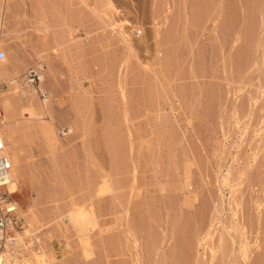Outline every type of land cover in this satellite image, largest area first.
Returning a JSON list of instances; mask_svg holds the SVG:
<instances>
[{
  "label": "rangeland",
  "instance_id": "obj_1",
  "mask_svg": "<svg viewBox=\"0 0 264 264\" xmlns=\"http://www.w3.org/2000/svg\"><path fill=\"white\" fill-rule=\"evenodd\" d=\"M21 1L5 14L2 41L25 71L43 46L53 95L52 119L20 137L26 177L9 194L21 226L9 235L37 231L12 264H133L135 252L143 264H182L195 233L205 240L187 264H258L264 0H114L117 20L134 24L133 50L107 0H51L41 26L22 23ZM79 207L96 216L84 231L67 216ZM127 221L143 225L138 244Z\"/></svg>",
  "mask_w": 264,
  "mask_h": 264
},
{
  "label": "bare ground",
  "instance_id": "obj_2",
  "mask_svg": "<svg viewBox=\"0 0 264 264\" xmlns=\"http://www.w3.org/2000/svg\"><path fill=\"white\" fill-rule=\"evenodd\" d=\"M12 1L13 0H2V6L0 7V49L4 51V57L0 60V82H2V81L6 82V85L5 86L3 85L0 89V158L1 157L6 158V160H8L10 163L9 177H8L7 185H5L6 186L5 189L7 188L8 196L11 198L12 202L15 204L16 212H17L18 202L13 198V194H11V195L9 194V189L11 187L12 181L17 182V183H19V182L22 183L25 181V177H26V170H25V167L23 165V162H22L23 159L21 156L22 155V148H21L20 137L22 134H25V133L29 134L30 133L29 131L32 130V128L34 127L36 122H37V126L40 128L39 125L46 121V120H44L45 118L52 119V115L49 116L51 114V112L49 111L50 110L49 107H50V103L52 104L51 97L53 95V90L48 89V87H51V84H52V81H51L52 78L49 76L52 75V72H53V63H52L51 59H48L47 55L44 53L45 50H42V48H41L42 45H39L38 48L34 46L35 48H37L36 52H35V56H36L35 66L36 67L35 66L29 67L26 71L24 70V68L21 70L23 65L21 67V65H19L18 63L21 64V62L23 61V58L18 61L17 57H16L17 55H15L17 52H14V50L12 51L10 42L4 43L2 41L4 31H5V14L8 12L10 13L11 9L9 6L12 4ZM81 1L84 2L85 4H87V0H81ZM107 1L108 2H106L107 3L106 5L112 9L111 15H108L109 21L113 22L111 25L112 26L119 25L122 28L123 34H124L123 36H125L124 39H126L127 42L129 41L128 45L130 44V47L132 48L133 46L131 45V43L133 42V38H134V33H133L134 24H133V22L131 20H129L128 18L127 19L123 18L125 20L120 19L121 21H118L115 16L118 14L117 12L120 11L119 8L115 4L114 0H107ZM17 2H18V0H17ZM21 2L23 3L22 4L23 7H22V11H21L22 23L32 24L33 22H36V26H38L37 23L40 24V26H41L45 22H48V17L50 18V15H51L50 13L53 12L52 10L54 8L51 0H37L35 4L33 3L34 7L32 6L31 3H28V0H22ZM34 9H37V12L38 11L40 12L39 16H36V15L34 16ZM92 10L95 13V8H92ZM97 15H99V14H97ZM126 27H128V29H126ZM49 29H50V27H49ZM50 32H51V30L49 31V33ZM137 32H138V34H140L142 31L138 30ZM85 34H86V37L83 38V42L86 43L89 41L90 37L93 35V32L92 31H86ZM119 34H121V32ZM24 38H27V37L24 36ZM78 38H79V36H78ZM27 41H28V38H27V40H22V49H25L24 47H26ZM81 42H82V37H81ZM44 44L46 47H47V45H49V44L46 45V43H44ZM46 47H44V48H46ZM133 49H135V48L133 47L132 50ZM26 54H28V53H26ZM29 64H30V62H29ZM30 69H34L36 71V73L39 75V81L36 85H34V84L32 85L31 83L28 82V80H26L27 79L26 74L30 71ZM195 75H197V74H195ZM123 95H124V93H123ZM3 104H4V108H3ZM4 110L6 112L5 115H4ZM18 110L21 112L22 115L17 113L19 115V116L18 115L17 116L20 118L13 119L12 114ZM26 113H29V116H26ZM4 123H5V125L3 126ZM73 132H74L73 126H68L67 129L64 127L62 128V133L65 135H68V134L73 133ZM136 166H137V163H136ZM134 170L136 172L137 168H135ZM134 170H133V172H134ZM229 176H230V174H229ZM228 179H229V185H230L231 184L230 178H228ZM226 181H227V178H226ZM235 185H237V184H235ZM119 186H120V184H119ZM234 186H232V188ZM121 189H123V188H121ZM111 190L114 191L113 187H111ZM111 190H110V192H111ZM231 191H232V189H231ZM186 203H187V201H186ZM90 208H92V207H90ZM92 210H93V208H92ZM92 210H87V209H83V208L79 207L77 210L69 211L70 214L67 216H70L71 221H72L71 223H73L75 227L76 226L82 227L83 228L82 230L84 231V230H86V227H88L89 225L91 226V224H93L96 221V216L94 215V211H92ZM125 211L128 212V209L127 210L125 209ZM127 217H128V215H127ZM68 220H69V218H68ZM124 222H125V219L120 221V223L122 225ZM256 222H257V226L258 225L261 226V228L259 227V229H260L259 232L264 233V195L263 194H262V199L260 200V203H259V212L257 214ZM127 225H129V229H130V230H128V233L132 235L134 242L136 244H138V241H139L138 230H140V229L143 230V227H142L143 225L139 221H134V222L127 221ZM13 228H14V226H12V229L10 231L8 230L7 232H5L6 234H3V235L0 232V264H6V263L12 264V262H11L12 257L16 258V256H17L16 248L20 247L22 245V243L25 242V236L30 235L31 233H35V231H37L36 228L34 229L31 227V229H29V232H28V230H24V231H20L16 235H9V233L14 230ZM244 229L246 230V228H244ZM142 235H144V232ZM202 235H203V233H195L193 235V237L188 239L189 241L185 245H183L182 250H181V254H180L182 264H187V261L190 259L192 253L194 255V260H196L198 253H199V244H201L205 240V237H203ZM206 235L208 236V238L213 237V233L210 231H208V233L206 232ZM208 238L206 240H208V242H209ZM217 240H219V239H217ZM222 241H223V239H222ZM222 241H221V243H222L221 245L224 248V249L223 248L222 249L224 250V254H226L228 250L225 247V243H223ZM205 242H207V241H205ZM208 242H207V244H208ZM203 244H205V243H203ZM24 245H25V243H24ZM208 247H209V245H208ZM238 248H239V246H238ZM158 249H160V248H158ZM203 249H204V246H203ZM243 252H244L245 257L249 258L250 255H249L248 248H246V246L243 248ZM259 254H260V257L258 258L257 262H258V264H264V248H262V250L260 251ZM226 255H224V256H226ZM39 256L42 257L41 259H43L44 262H46L45 257L47 256V253L45 251H43V253ZM133 257H134L133 264H143V261L141 260L139 253L135 252V255L133 254ZM222 259H223V257H222ZM37 260H39V259H37ZM25 261H26V259H24V262ZM118 264H125L123 262L122 256L119 257ZM199 264H200V262H199ZM201 264H202V262H201Z\"/></svg>",
  "mask_w": 264,
  "mask_h": 264
},
{
  "label": "built area",
  "instance_id": "obj_3",
  "mask_svg": "<svg viewBox=\"0 0 264 264\" xmlns=\"http://www.w3.org/2000/svg\"><path fill=\"white\" fill-rule=\"evenodd\" d=\"M4 57V51L0 49V60ZM29 83L36 85L39 81V75L34 69L26 74ZM6 85L5 81L0 82V89L2 86ZM10 163L6 158H0V232L1 234H6L8 230L12 229V226L19 228L20 220L16 216V207L12 202L11 198L8 196L7 185L9 177Z\"/></svg>",
  "mask_w": 264,
  "mask_h": 264
}]
</instances>
